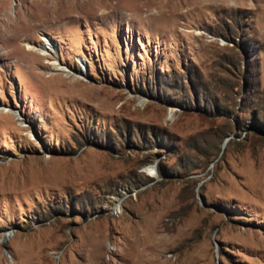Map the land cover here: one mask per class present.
<instances>
[{
	"label": "rangeland",
	"instance_id": "rangeland-1",
	"mask_svg": "<svg viewBox=\"0 0 264 264\" xmlns=\"http://www.w3.org/2000/svg\"><path fill=\"white\" fill-rule=\"evenodd\" d=\"M0 107V264H264V0H0Z\"/></svg>",
	"mask_w": 264,
	"mask_h": 264
},
{
	"label": "bare ground",
	"instance_id": "bare-ground-1",
	"mask_svg": "<svg viewBox=\"0 0 264 264\" xmlns=\"http://www.w3.org/2000/svg\"><path fill=\"white\" fill-rule=\"evenodd\" d=\"M10 20H11V19H9V18L7 17L6 21L10 23ZM42 40H43L44 45H45V47H44L43 49H39V48H36V47H34V46L28 45L29 48H30V49H34V50L38 51L39 53H41V54H43V55H44V54H48V51L51 50L50 44H49V42H47L46 39L43 38ZM0 111H3L2 113H6V112L8 111V109L0 107ZM7 114H9V112H7Z\"/></svg>",
	"mask_w": 264,
	"mask_h": 264
},
{
	"label": "trees",
	"instance_id": "trees-1",
	"mask_svg": "<svg viewBox=\"0 0 264 264\" xmlns=\"http://www.w3.org/2000/svg\"><path fill=\"white\" fill-rule=\"evenodd\" d=\"M254 123V122H253ZM261 130H262V132L264 133V126H262L261 127V125H260V127H259Z\"/></svg>",
	"mask_w": 264,
	"mask_h": 264
}]
</instances>
